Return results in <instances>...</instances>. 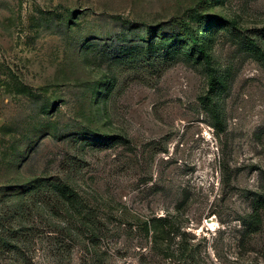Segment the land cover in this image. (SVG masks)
I'll use <instances>...</instances> for the list:
<instances>
[{
    "label": "rangeland",
    "instance_id": "1",
    "mask_svg": "<svg viewBox=\"0 0 264 264\" xmlns=\"http://www.w3.org/2000/svg\"><path fill=\"white\" fill-rule=\"evenodd\" d=\"M259 52L264 0H0V195L33 236L21 264H264Z\"/></svg>",
    "mask_w": 264,
    "mask_h": 264
},
{
    "label": "trees",
    "instance_id": "2",
    "mask_svg": "<svg viewBox=\"0 0 264 264\" xmlns=\"http://www.w3.org/2000/svg\"><path fill=\"white\" fill-rule=\"evenodd\" d=\"M197 15L191 17L190 21L197 20ZM209 17L202 18L198 21L199 25H209L211 23ZM216 22L228 23L220 17L214 18ZM183 33L177 35L176 42H186L190 44L192 49L196 51L198 59L204 60L210 75V89L207 98L210 99V95L213 94L218 86V81L214 77V70L211 68V60L208 56L206 49L200 44V40L197 33L193 29L189 28V25L184 24L181 26ZM166 48L169 50L174 49V44L166 42ZM260 58L264 61V53L259 52ZM207 98L203 99L206 100ZM1 193V191H0ZM7 194L0 195V264H11L7 262L9 259L13 263L21 264L26 260L27 245L30 244L32 233H27V226L21 222L25 219L20 217V213L15 210V205L12 202L6 201L8 199ZM264 207L262 201H258L255 205L253 214L251 215V221L255 226L262 223V217L260 210ZM27 218V216H26ZM32 230V229H31ZM30 238V239H29Z\"/></svg>",
    "mask_w": 264,
    "mask_h": 264
},
{
    "label": "bare ground",
    "instance_id": "3",
    "mask_svg": "<svg viewBox=\"0 0 264 264\" xmlns=\"http://www.w3.org/2000/svg\"><path fill=\"white\" fill-rule=\"evenodd\" d=\"M214 224H215V223H214ZM214 224H210V225L214 227Z\"/></svg>",
    "mask_w": 264,
    "mask_h": 264
}]
</instances>
